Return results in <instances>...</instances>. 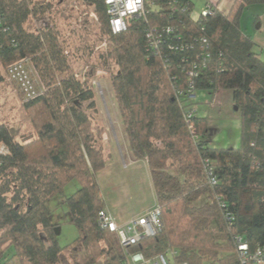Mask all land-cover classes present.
I'll list each match as a JSON object with an SVG mask.
<instances>
[{
    "label": "trees",
    "instance_id": "obj_1",
    "mask_svg": "<svg viewBox=\"0 0 264 264\" xmlns=\"http://www.w3.org/2000/svg\"><path fill=\"white\" fill-rule=\"evenodd\" d=\"M82 1L106 37L101 57L117 67L111 85L128 149L146 161L160 210L157 233L129 253L171 249L176 262L246 264L236 237L250 251L264 241V60L240 18L264 0H235L227 13L207 2L209 12L197 17L191 0H146L145 14L118 33L103 0ZM51 8L48 0H0V69L29 58L43 87L19 110L32 138L19 142L0 122V264H126L117 235L98 224L105 203L97 173L108 153L91 114L94 89L72 71L56 23H43ZM29 19L42 25L30 30ZM223 89L240 112L234 148L209 144L208 117L194 102L198 90ZM194 107L189 128L184 115ZM73 180L79 188L63 203L78 236L61 247L47 203Z\"/></svg>",
    "mask_w": 264,
    "mask_h": 264
},
{
    "label": "rangeland",
    "instance_id": "obj_2",
    "mask_svg": "<svg viewBox=\"0 0 264 264\" xmlns=\"http://www.w3.org/2000/svg\"><path fill=\"white\" fill-rule=\"evenodd\" d=\"M52 2L51 16L46 14L44 22L56 23L60 30L64 46L69 52L70 64L76 77L85 81L94 89L96 113L92 114L94 124L103 131L102 144L108 154L106 167L97 173L100 196L109 211L119 222L145 214L155 205V196L150 179L149 168L143 159L131 158L126 135L122 126L114 98L111 77L117 71L113 63H104L101 53L106 48V37L100 33L93 14V6L82 0H48ZM194 2L193 11L200 13L201 0ZM43 19V18H42ZM42 19H29L26 26L30 30L42 25ZM49 20V21H48ZM0 122L14 132L19 142L33 137V132L23 122L20 106L24 100L14 82L8 80L4 69H0ZM221 91V90H220ZM198 90L195 106L200 114L208 110L210 116L226 120L228 117L239 118L235 110L232 91L223 89L215 107L210 108L211 95ZM90 113V111H88ZM237 118V119H238ZM216 136L236 138L237 130L217 127L209 133L210 142ZM133 159V161H132ZM79 188L76 180L64 186L63 195L51 198L47 206L51 212V224L57 231V240L61 247L71 244L78 236L76 226L69 221V214L63 199ZM12 247L8 254L12 253ZM70 256V254L66 255Z\"/></svg>",
    "mask_w": 264,
    "mask_h": 264
},
{
    "label": "built area",
    "instance_id": "obj_3",
    "mask_svg": "<svg viewBox=\"0 0 264 264\" xmlns=\"http://www.w3.org/2000/svg\"><path fill=\"white\" fill-rule=\"evenodd\" d=\"M106 6L108 15L109 27L112 33H118L125 30L130 21L135 17H140L145 14L146 0H103ZM209 12L207 4L200 12L205 16ZM167 33L176 31L173 27H166ZM149 40L151 37L149 36ZM196 66L194 65V68ZM196 69V68H195ZM8 80L14 82L20 91L24 100L31 99L42 92L43 87L33 69L29 58H20L10 63L4 70ZM194 72L189 76L188 84L193 86L192 78L196 76ZM196 112V108H191L185 113V120L189 128H192L193 123L191 118ZM4 150L0 147V151ZM99 227L108 229L115 233L119 239L120 245L126 252V264H188L187 262H176L174 260L177 252L168 249L164 253H159L153 257H146L143 253H129L128 248L137 244L141 240L154 236L160 223V210L157 205L151 207L145 214L131 217L126 222H118L114 216L107 210L102 209L98 215ZM237 251L242 263L246 264H264V241L258 244L257 247L250 251L248 244L240 237H236Z\"/></svg>",
    "mask_w": 264,
    "mask_h": 264
},
{
    "label": "crops",
    "instance_id": "obj_4",
    "mask_svg": "<svg viewBox=\"0 0 264 264\" xmlns=\"http://www.w3.org/2000/svg\"><path fill=\"white\" fill-rule=\"evenodd\" d=\"M211 1L214 2L215 4H217V7L221 11H223L224 13H227L231 9L235 0H201L202 7L206 6L207 2H211ZM193 6H194V2H193ZM199 14L200 13L195 12V11H193V13H192V15L194 17H197ZM240 24H241L242 30L246 34H248L252 38L253 42L255 43V48L259 53V57L262 60H264V6L261 4H253V5H249V6L245 7L242 11V14H241ZM221 92H222V90L218 91L214 94V96L211 99L212 101L210 102V108L215 107L216 102L218 101L217 98H218V96L221 95ZM205 94L208 95V93H205ZM197 113H199V115H200V108H197ZM201 115L208 117V133H207L208 137H209V133L213 129L216 130L217 127L220 130H221V128H224V129L227 128L230 130L235 129L238 132V136H236L235 139H234V137L230 138L229 136H228V138H225V136L224 137L223 136H216V137H214V140L212 139V143H211L210 142L211 138H209L210 140L208 139V141L212 147L234 148V147L238 146L239 130H240V120L238 117H237L238 119L234 118V117H228V118H226V120H223L221 118H214V117L210 116L208 110H204ZM129 153H130V151H129ZM131 158H134V157L131 156ZM132 161H133V159H132ZM105 209H107L109 211V209L106 205H105ZM116 221H118V220L116 219ZM121 223H123V222H121Z\"/></svg>",
    "mask_w": 264,
    "mask_h": 264
},
{
    "label": "water",
    "instance_id": "obj_5",
    "mask_svg": "<svg viewBox=\"0 0 264 264\" xmlns=\"http://www.w3.org/2000/svg\"><path fill=\"white\" fill-rule=\"evenodd\" d=\"M234 108H235V110H237V109H238V108H237V106H235ZM56 230H58V229H56ZM56 233H57V231H56Z\"/></svg>",
    "mask_w": 264,
    "mask_h": 264
}]
</instances>
